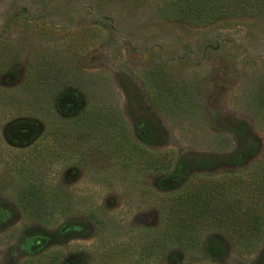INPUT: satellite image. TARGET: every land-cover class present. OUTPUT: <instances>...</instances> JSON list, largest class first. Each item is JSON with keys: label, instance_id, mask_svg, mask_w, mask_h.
I'll return each mask as SVG.
<instances>
[{"label": "rangeland", "instance_id": "obj_1", "mask_svg": "<svg viewBox=\"0 0 264 264\" xmlns=\"http://www.w3.org/2000/svg\"><path fill=\"white\" fill-rule=\"evenodd\" d=\"M167 1L0 0V90L20 87L45 63L62 67L80 103L72 99L60 114L89 103L118 114L128 134L112 142L103 124L78 147L52 142V133L45 147L37 137L18 138L16 125L37 122L0 102V264L209 262L183 249L174 256L172 248L147 262L145 232H157L159 198L175 182L264 163V118L251 97L264 76V18L189 23L164 15ZM180 97L186 102L178 107ZM145 161L158 164L146 170ZM30 185L49 203L33 206ZM21 197L28 210H53L54 220L27 216ZM64 222L82 230L62 234ZM33 234L48 240L28 254L19 246ZM211 237L225 248L218 264H264V238L239 251L217 229L201 243Z\"/></svg>", "mask_w": 264, "mask_h": 264}, {"label": "trees", "instance_id": "obj_2", "mask_svg": "<svg viewBox=\"0 0 264 264\" xmlns=\"http://www.w3.org/2000/svg\"><path fill=\"white\" fill-rule=\"evenodd\" d=\"M167 4L170 9L168 11L165 8L164 15L176 16L177 19L195 24L205 23L220 16L254 15L264 18V0H168ZM39 67L38 70L28 71L20 87H3L0 90V102L5 108L21 112V115L26 112V116L37 122L16 125L13 131L18 138L27 139L34 136L43 141L46 147L51 140L48 135L52 133V142L56 141L65 146L71 140V144L78 147L82 140H90L86 138L90 136V129L106 124L112 127V142H125L123 138L127 129L118 114L101 111L96 106L90 107L88 103L83 104L75 113L62 116L59 110H65L72 99L80 103L79 96L68 90L69 85L66 84L69 82L64 81L69 79L71 73L62 67H52L46 63ZM164 84L166 82L157 83V88H161L159 94L168 92L164 96H169L171 91L169 92ZM251 97L253 108L264 118V76ZM185 102L180 97L177 106L181 107ZM50 115H56L61 121L52 118L53 121ZM57 133L60 134L58 137ZM120 135L122 141H119ZM115 150L117 152V149ZM157 164L145 161V169ZM178 172H181L180 168L177 175ZM170 179L169 177L168 180ZM30 186L32 187L27 194L29 201L35 202L33 206L49 203L36 186ZM171 187L177 188L170 193L159 195L161 213L157 232H151V228L145 232L147 262L151 254L162 255L172 248L175 250L172 251L174 256L175 252L183 249L209 260L202 264H218L225 252L221 241L211 237L206 243H201V236L212 229L224 232L231 240V246L239 251L258 248L264 238V163L254 164L241 173L237 171L219 175H195L185 182L181 181L180 186L175 182ZM33 192H36L34 196ZM21 200V208L27 216L43 222L54 220L56 213L53 210H28L26 205L22 204L23 197ZM58 229L63 234L81 231L82 226L64 222ZM47 240L45 235H27L19 247L31 254L41 249ZM261 258L264 261V250Z\"/></svg>", "mask_w": 264, "mask_h": 264}]
</instances>
